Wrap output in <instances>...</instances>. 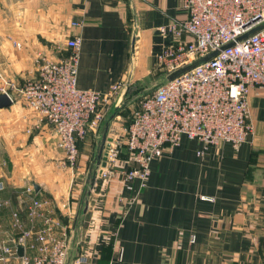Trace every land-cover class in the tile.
Here are the masks:
<instances>
[{"label":"crops","instance_id":"obj_1","mask_svg":"<svg viewBox=\"0 0 264 264\" xmlns=\"http://www.w3.org/2000/svg\"><path fill=\"white\" fill-rule=\"evenodd\" d=\"M187 18L183 0H0V73L15 85L13 105L0 111V195L17 208L21 190L40 187L36 196L51 201L50 213L68 227L67 264H264V90L250 92L254 130L239 149L183 137L151 162L144 187L125 180L134 167L125 153L111 178L100 185L97 177L101 149L128 127L120 115L123 134L113 121L105 125L108 113L132 89L141 99L166 82L158 57L180 41L160 28ZM74 21L83 26L72 28ZM73 36L82 40L78 87L124 88L99 130L79 142L78 165L62 169L55 133L20 90L37 79L38 55L66 58ZM12 208L1 217L4 228Z\"/></svg>","mask_w":264,"mask_h":264},{"label":"built area","instance_id":"obj_2","mask_svg":"<svg viewBox=\"0 0 264 264\" xmlns=\"http://www.w3.org/2000/svg\"><path fill=\"white\" fill-rule=\"evenodd\" d=\"M183 5L187 20L160 28L162 35L173 34L180 41L158 57L167 80L141 98L125 137L107 149V166L100 165L97 175L102 181L113 176L122 153L134 164L125 180H139L144 187L151 162L161 158L167 148L177 147L183 137L206 148L226 143L239 149L253 133L249 96L253 89L264 90V28L239 38L264 26V0H183ZM82 26V22L71 24L72 28ZM184 35L191 40L182 41ZM81 44L80 36L70 38L64 59L38 55L37 79L20 90L26 108L55 133L56 146L64 157L58 166L62 169L78 165L79 142L100 127L106 107L124 88V83H118L102 93L78 87ZM214 52L219 53L204 61ZM190 66L169 81V76ZM0 82L2 93L9 95L6 89L15 88L1 74ZM3 189L0 180V193ZM18 200L21 206L12 208V201L0 195V264H14V260L20 264H67L68 227L50 213L51 201L38 198L33 185L21 190ZM6 207L13 209L12 234L4 239L1 217Z\"/></svg>","mask_w":264,"mask_h":264},{"label":"rangeland","instance_id":"obj_3","mask_svg":"<svg viewBox=\"0 0 264 264\" xmlns=\"http://www.w3.org/2000/svg\"><path fill=\"white\" fill-rule=\"evenodd\" d=\"M2 76H4V75H2ZM3 88H4V85H3L2 82H0V93H2V89ZM6 90L7 91H11V89H6ZM129 100L130 99L125 100L124 101V104L121 105L118 110H116V111H110L111 113H108V116H107V119H106V122H105V125H106V124L112 123V121H113L114 122V127H115L114 130L116 132H119L120 135L123 134V130L121 129L118 120L116 121L118 115H120V117L122 118V120H124L123 122L125 123V125L127 127L129 125L131 119L134 117V115L136 114V112L139 110V107H140L141 99H137L136 100L134 98V100H133L134 102L133 103L132 102L131 103H128ZM105 125H104V127H105ZM102 128H103V126H102ZM97 130H99V128ZM105 152H107V148H105ZM74 172H76V171H74ZM102 182L103 181L100 179V185H101ZM6 215L8 216V218H10V211H8V213ZM10 227H11V223L8 225V227H6V228L3 227L5 233L8 230L11 231ZM11 234H12V232H11Z\"/></svg>","mask_w":264,"mask_h":264},{"label":"water","instance_id":"obj_4","mask_svg":"<svg viewBox=\"0 0 264 264\" xmlns=\"http://www.w3.org/2000/svg\"><path fill=\"white\" fill-rule=\"evenodd\" d=\"M263 28H264V26L257 27L256 29L252 30L250 33H247L244 36H242L241 38H239V41L247 38L250 34H252L255 31H258L260 29H263ZM233 46H234V43L226 46L224 49H229V48H231ZM218 53L219 52H214V53L210 54L209 56L204 58V61L210 60L211 58L215 57ZM191 68H192V66L186 67V68L182 69L181 71H179L178 73H175V74L169 76V81H173L177 75L185 73ZM12 105H13V100L11 99V97L8 94H6V93H0V111L4 110V109H8ZM98 159L100 160V164L99 165H101L102 168H105L107 166V152H105V147H103L101 149V151H100V153L98 155ZM99 172H100V170H99ZM34 188H35L36 192L40 191V187L38 185L34 184ZM18 254H19L20 257H22L24 255L23 247L20 246L18 248Z\"/></svg>","mask_w":264,"mask_h":264},{"label":"trees","instance_id":"obj_5","mask_svg":"<svg viewBox=\"0 0 264 264\" xmlns=\"http://www.w3.org/2000/svg\"><path fill=\"white\" fill-rule=\"evenodd\" d=\"M135 95H136V92L134 91V89H132V91L128 94V96H127V98H126V100H127V99H130L128 103H131V102L133 103V102H134L133 100H134ZM136 100H137V99H136ZM132 119H133V118H132ZM132 119H131V121H132ZM131 121H130V123H131ZM130 123H129V124H130ZM78 146H79V144H78Z\"/></svg>","mask_w":264,"mask_h":264},{"label":"bare ground","instance_id":"obj_6","mask_svg":"<svg viewBox=\"0 0 264 264\" xmlns=\"http://www.w3.org/2000/svg\"><path fill=\"white\" fill-rule=\"evenodd\" d=\"M12 99V98H11Z\"/></svg>","mask_w":264,"mask_h":264}]
</instances>
